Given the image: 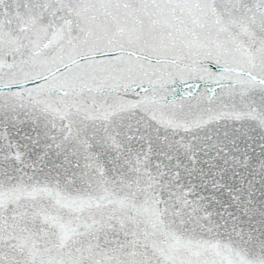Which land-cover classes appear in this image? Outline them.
I'll return each mask as SVG.
<instances>
[{
	"label": "snow or ice",
	"instance_id": "snow-or-ice-1",
	"mask_svg": "<svg viewBox=\"0 0 264 264\" xmlns=\"http://www.w3.org/2000/svg\"><path fill=\"white\" fill-rule=\"evenodd\" d=\"M0 264H264V0H0Z\"/></svg>",
	"mask_w": 264,
	"mask_h": 264
}]
</instances>
